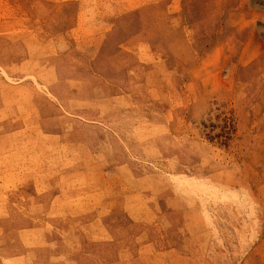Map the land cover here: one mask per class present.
Instances as JSON below:
<instances>
[{"label":"rangeland","instance_id":"obj_1","mask_svg":"<svg viewBox=\"0 0 264 264\" xmlns=\"http://www.w3.org/2000/svg\"><path fill=\"white\" fill-rule=\"evenodd\" d=\"M0 264H264V0H0Z\"/></svg>","mask_w":264,"mask_h":264},{"label":"bare ground","instance_id":"obj_2","mask_svg":"<svg viewBox=\"0 0 264 264\" xmlns=\"http://www.w3.org/2000/svg\"><path fill=\"white\" fill-rule=\"evenodd\" d=\"M34 57V56H33ZM113 110V109H112ZM31 113V112H30ZM71 122V121H70ZM27 143V142H26ZM24 161V160H23ZM23 163V162H22ZM17 164V163H16ZM36 166V165H35ZM34 168V167H33ZM12 175V174H11ZM7 178V177H6ZM11 178V177H10ZM13 178V177H12ZM62 192V191H61ZM77 198V197H76ZM73 199V198H72ZM69 201V200H68ZM149 210V209H148ZM35 212V211H34ZM27 228V227H26ZM33 251V250H32Z\"/></svg>","mask_w":264,"mask_h":264}]
</instances>
